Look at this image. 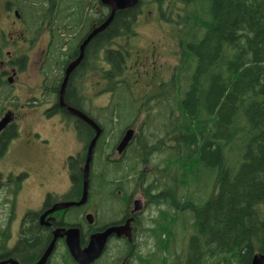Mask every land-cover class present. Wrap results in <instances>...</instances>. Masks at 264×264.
I'll use <instances>...</instances> for the list:
<instances>
[{"label":"trees","instance_id":"1","mask_svg":"<svg viewBox=\"0 0 264 264\" xmlns=\"http://www.w3.org/2000/svg\"><path fill=\"white\" fill-rule=\"evenodd\" d=\"M50 1L49 14L55 15L54 0ZM60 2L66 9L71 6L67 0ZM71 2L76 10H64L61 20L70 27L66 35L77 31L69 43L63 41L59 23L50 22L57 37L53 52L67 46L60 59L63 67L79 55L81 42L110 12L100 0H90L88 6L84 0ZM144 4H154L157 19L171 28L179 63L169 79H159L156 85L150 80L146 92L139 93L135 90L139 76L129 65L130 40ZM38 8L28 7L30 12ZM96 68L113 83V102L102 120L83 106L76 86L79 76ZM53 73L49 71L46 84L58 91L63 70ZM67 90H76V97L67 95L66 102L103 129L91 166L89 194L104 184L129 186V177L144 165L156 157L162 161L154 180L140 174L159 208L148 230L155 239L156 264L173 263L171 248L179 234L186 247L178 256L181 264H252L257 252L264 253V0H142L135 8L119 11L90 42ZM74 119L86 149L95 131ZM118 123L124 125V133L138 125L130 145L134 164L123 167L106 160L102 173L97 172L96 154H106V147L119 144L106 141ZM233 152L236 162L231 160ZM84 161L80 153L68 158L72 192L82 190ZM202 168L215 173L216 181L210 196L199 204L184 191L199 180Z\"/></svg>","mask_w":264,"mask_h":264},{"label":"flooded vegetation","instance_id":"2","mask_svg":"<svg viewBox=\"0 0 264 264\" xmlns=\"http://www.w3.org/2000/svg\"><path fill=\"white\" fill-rule=\"evenodd\" d=\"M50 4V0H0V55L3 53L2 44L9 40L12 41L10 44L17 48L14 52L6 54L10 58L8 62L0 60V96L5 87H15L13 77L17 78L19 72L27 69L29 52L37 46L40 34L47 33L45 48L41 51L37 63L42 76L39 94L26 92L22 96L25 102L19 101L18 104L11 105L14 109L7 108L2 114L0 112V120L7 114L11 116L8 126L0 131V264H81L71 255L68 232L78 230L80 248L84 250L90 246L93 236L110 228L122 230L120 234L113 233L101 255L88 264H156L154 255L141 256L138 253L140 240L145 235L150 236L148 230L154 219L148 212L149 202L146 201V194L149 187L146 186L147 180L140 177L141 172L129 177L128 188H124L123 184H117L115 187L104 184V190L89 194L84 205L70 206L57 211H52L56 205L78 202L82 197V190L71 191L72 178L67 163L70 156L66 158L65 163L70 180L68 191L61 192L49 182L45 185L36 180L37 162L41 161L43 153L50 151L51 141L42 138L41 133L31 127L24 131V127L19 123L18 109H25L27 106L30 108L31 100L39 101L42 98L39 101L40 105L36 106L39 109L38 116L48 119L67 116L73 119L75 126V117L59 104L62 83L58 91L46 84L50 70L55 73L62 69L64 80L68 65L78 57L63 67L60 59L65 56L67 46L63 47L65 51L62 49L57 53L53 52V43L57 37L50 22H61L63 19L61 13L66 12L64 11L66 4L54 0L55 15L49 14ZM29 6L39 8L30 12ZM36 23L41 25L38 26ZM59 28L62 37L70 30V27L61 24ZM9 75L12 77H8ZM48 92L52 94L48 95ZM67 95L75 98L76 90L68 92L66 89L65 102ZM11 97L14 100L20 99L16 94ZM66 104L71 106L68 102ZM133 128L135 141L138 128ZM130 145L121 154V158L111 159L108 156L107 162L121 163L124 167V157L130 151ZM6 161L10 162L11 168L2 171L3 165L7 164ZM16 165L24 168L14 172ZM119 171L123 169L120 168ZM35 180L38 187L32 185V189L31 184ZM137 200L142 201L139 211L135 210ZM50 246H53V249L46 255Z\"/></svg>","mask_w":264,"mask_h":264},{"label":"rangeland","instance_id":"3","mask_svg":"<svg viewBox=\"0 0 264 264\" xmlns=\"http://www.w3.org/2000/svg\"><path fill=\"white\" fill-rule=\"evenodd\" d=\"M73 1L76 2V0ZM89 1L90 0H84L86 6H88ZM66 3L71 4V6L66 9V11H70L71 9L76 10V6L73 8V3H70V0H67ZM95 8L96 10L98 9L97 4ZM141 8L142 15L138 21L136 35L130 40V44L132 46V57L129 61L131 70H133L135 74L139 76V80L135 87V90L139 93L146 92V89L151 81L153 83L155 82L156 85L158 83L157 80L159 79H169L173 68L179 63L177 42H175L174 38H170L169 36L171 28L167 26V24L162 23L157 19V16L155 15L156 10L154 4H144ZM61 15L65 17V13H61ZM59 24H61V22H59ZM72 32L73 33L62 37L64 42L69 43L71 37L76 36L75 33L77 31ZM46 40L47 33L42 32L39 36L37 46L32 52H29V64L26 67L27 69L22 73L19 72L17 78L13 77V85H15V87L13 86L11 88H4V91L0 96L1 114L6 111L7 108L14 109V107L11 106L12 104H18V102L22 100L25 102L22 96L26 92H38L41 90L42 76L40 75L37 63L39 62L38 60L41 51H43L45 48ZM11 42L12 41L9 40L8 42H5V44H2L3 53L0 55L1 61L8 62L10 58H8L6 54L17 50L16 46L10 44ZM121 43L123 42L121 41L120 44ZM58 72L59 71L55 72V74ZM10 76L11 75L8 77ZM76 86L81 92V102L83 106L88 110V112L94 114L99 120H102V117L108 113L107 110L113 102V100H111L110 93L113 83L107 74L101 71L99 68H96L95 70H88L84 75L82 74V76L78 77V83ZM15 94L19 95L20 99H12L11 95L13 96ZM37 94H39V92ZM41 100L42 98H40L39 101ZM39 101L31 100L30 108L26 105L27 108L18 109L20 114L19 123L22 127H24V131H27L31 127L34 131H39L42 138H47L51 141V145L49 146L50 151L48 153H43L41 155V161L37 162L38 179L36 180H39L45 185L46 182H49L53 184L57 190L65 192L70 189V180L68 173L66 172L68 170L67 167H65L66 158H68V156H76L78 153H80L82 158H84L86 154L85 144L82 143V141H80L77 136L73 119L62 115V118L55 117L50 119L44 118V116L42 118L38 116L39 109L36 106L40 105ZM142 119L143 116H141L140 121ZM129 122L123 121L124 125L129 124ZM114 125L116 128L108 135L106 141H113L118 144L121 136L124 133V131H122V127L124 125H122V123ZM137 126L138 125H135L134 127ZM105 152L108 154H96L98 155V159L96 160L97 172L102 173L108 156L111 159L121 158V155L116 151L115 145H113L111 148L106 147ZM125 155V166L128 167L129 165H133L134 156L132 148ZM231 157L232 162H236L237 153L233 152ZM159 159V157H156V159H154L150 164L144 165L140 172L144 173L145 176H149L150 179L153 178L154 180L160 175L157 165L162 166V161ZM5 163H7V161ZM6 168H11L10 162L3 165L2 171ZM22 168L24 167L16 165L13 171L18 172ZM52 175H54V177ZM36 180L31 184V188L32 185L36 188L38 187ZM32 181L33 180L31 179L30 182ZM215 181L216 174L212 173L211 170L202 168L199 180L194 182L192 187L188 188V190H185L184 192L186 194H190L193 198L200 200L198 201L200 204L204 202L212 193ZM124 188L128 187L124 186ZM102 190H104V188L100 189V191ZM151 194L153 193H149L148 191V194H146V201L148 200L149 202V215L151 218H154L158 214L159 208L152 202ZM94 200L96 201L95 198ZM188 221H190V218H188ZM182 238L183 235L179 234L176 243L172 245L171 250L174 252L172 254L174 255L172 264L182 263V260H180L182 258L178 257L179 254L182 255L186 249L185 243L181 242ZM154 243L155 239L151 236H143V238L140 240V248L138 253L141 256L149 254L154 255L156 252Z\"/></svg>","mask_w":264,"mask_h":264},{"label":"water","instance_id":"4","mask_svg":"<svg viewBox=\"0 0 264 264\" xmlns=\"http://www.w3.org/2000/svg\"><path fill=\"white\" fill-rule=\"evenodd\" d=\"M141 1L142 0H100L102 5L109 8V11H110L109 16L103 23H101L98 26L93 27L90 33L86 36V38L80 44L78 57L74 61H72L68 65L67 69L65 70L64 80L61 84L59 104L61 107L66 108V110L70 113V115L88 124L95 131V136L91 140V142L88 144V147H87L85 164H84L83 171H82L83 188H82V197L80 201L56 205L52 211H57L62 208H66L70 206H81L87 202L89 192H90L91 166L94 161V155H95V149L97 146V142L103 133V129L91 117H89L83 111L66 104L65 94H66L68 81L71 75L74 73V71L79 67V65L84 60L85 51H86L87 46L90 44V42L95 37H97L100 33L104 32L111 25V23L113 22L115 16L117 15L119 11L135 8L141 3ZM10 121H11V116L9 114H7L3 119H1L0 120V131H2V129L8 126ZM134 135H135V130L133 128L128 129L124 133L122 140L120 141V143L118 144L116 148V151L118 154L121 155L126 151L128 146L132 142ZM135 204H136L135 210L136 211L141 210L142 201L137 200ZM121 230H122L121 228H110L103 233L93 236L91 239L90 246L84 250L80 248L78 230L75 229V230L70 231L68 232V247L70 249L71 255L79 263L88 264L94 261L96 258H98L101 255L103 248L105 247L107 243L108 238L113 233L120 234ZM52 249H53V246H50L46 255H49ZM252 264H264V253L257 252L252 259Z\"/></svg>","mask_w":264,"mask_h":264}]
</instances>
